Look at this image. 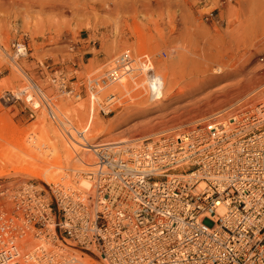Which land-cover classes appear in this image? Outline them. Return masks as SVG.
<instances>
[{"label": "built area", "instance_id": "1", "mask_svg": "<svg viewBox=\"0 0 264 264\" xmlns=\"http://www.w3.org/2000/svg\"><path fill=\"white\" fill-rule=\"evenodd\" d=\"M13 47L27 56L24 44ZM131 57L122 52L102 74L87 73L76 86L57 72L44 75L47 67L38 64L50 96L43 97L45 90L39 93L32 81L3 91L0 105L22 104L33 117L38 110L52 113L50 105L58 97L87 98L107 115L119 97L102 93L121 82L129 68L132 79L159 85L151 58L145 56L134 69ZM28 92L37 93L43 108L33 107ZM98 145L88 146L95 159L92 170L78 174L88 178L90 189L76 186L73 179L18 189L28 207L24 212L33 214L37 225L50 227L53 242L107 264H264V102L225 110L183 133ZM59 252L55 257L65 263L76 261L74 254ZM26 256L24 264L40 262L36 252ZM6 262L0 259V264Z\"/></svg>", "mask_w": 264, "mask_h": 264}, {"label": "rangeland", "instance_id": "2", "mask_svg": "<svg viewBox=\"0 0 264 264\" xmlns=\"http://www.w3.org/2000/svg\"><path fill=\"white\" fill-rule=\"evenodd\" d=\"M248 2L171 0L172 8L153 18L143 14L133 18L122 10L114 13L104 10L64 20L46 13L33 14L22 9H6V12L0 8V94L5 90H17L27 85L28 81H33L42 91L45 90L43 93L48 97L51 90H47V79L40 74L38 64L47 67L44 75L57 72L56 76H63L67 84L73 86L76 80L87 73L102 74L114 57L128 50L135 61L134 67L145 56L151 58L161 84L166 82L164 91L169 96L166 100L151 99L145 78L137 77L136 82L140 81L144 86L139 100L135 94L141 90L134 91L132 87L135 84L130 81L128 93L124 96L116 88L120 82L103 91L102 97L111 93L119 97L112 112L107 115L99 112L87 98L75 100L58 97L52 105L59 118L69 119L79 130L83 128L84 135L89 139L101 132L90 143L133 141L137 135L148 134L149 138L143 139L147 140L163 134L183 133L195 121L206 120L225 110L254 107L264 101V28L257 33L247 28L245 18L249 11ZM258 2L264 6V0ZM15 42L27 46V56L20 59L14 57ZM79 44H91V49L84 53L76 52ZM71 45L75 47L73 51H69ZM189 50H198V57L189 53ZM203 53L221 60L227 68L216 76L218 80L215 82L193 90L186 86L197 78L196 69L189 59L196 60L199 65L207 63ZM133 65H130L132 69ZM190 72L194 73L191 78ZM128 76L132 78L129 73ZM255 85L262 86L261 91L249 93V88ZM183 123L186 125L180 126ZM45 130L55 131L66 146L71 144L64 140L44 111L38 110L37 114L30 117L28 109L22 104L9 108L0 105V244L3 241H16L25 231L20 229L22 223L19 222V212L12 199L13 193L21 190L15 189L24 184L38 189L54 184L16 171L26 166V163L50 167L47 162L41 163L40 160L46 158L51 163L50 159L54 155L51 154L52 149L47 146L39 151L33 147L35 143L38 145L44 141L41 133ZM47 145L52 144L49 142ZM71 147H67L68 150H72ZM74 150L76 152L70 151L73 161L69 165L64 163L62 168H50L48 174L56 172L61 181L68 182L74 178L73 182H77L78 179L72 175L73 170H86L85 164L78 163L77 158L87 164H92L95 159L92 153H84L76 147ZM80 179L86 180L84 177ZM47 193L49 190L42 191V194ZM32 216L29 211L23 212L27 226L33 224L30 232L32 241L18 246L26 253L34 250L37 239L49 238L47 250L31 252L40 256L38 264H84V260L88 264H107L99 256L76 252L60 241L53 242L47 228L37 225ZM10 223L12 229L8 226ZM60 249L74 254L76 261L65 263L56 258L55 255L62 254Z\"/></svg>", "mask_w": 264, "mask_h": 264}, {"label": "bare ground", "instance_id": "3", "mask_svg": "<svg viewBox=\"0 0 264 264\" xmlns=\"http://www.w3.org/2000/svg\"><path fill=\"white\" fill-rule=\"evenodd\" d=\"M260 2H258V0H249V2H248V7H249L248 10L249 11H248L247 17L245 18L247 28H250L253 32H256V33L259 30L261 31L262 28H264V6H262V4ZM0 8H3V10L9 9L10 11H12L13 9L14 10L22 9L24 12H27V13L33 12V14H34V12L42 13V14L46 13V14H51L54 16L61 17L65 20L66 18H77L80 16H84V14H88V13H92V12H99V11H104V10H108L109 12H112V13L117 12L119 10L120 11L122 10L124 13H128L131 16H133V18H135L136 15H138V14H143L145 16H152V18H153V17L160 16L165 11H169L172 8V6H171V0H98V1H89V0H3L2 1V0H0ZM6 12H7V10H6ZM21 44H23V43H21ZM26 50H27V46H26ZM21 52H22L21 49L19 51L15 50L14 57L17 59L24 58V57L20 56ZM188 52L195 55L196 57H198V55H199L198 50H193V52L191 50H189ZM203 59L207 63H203L201 65H199L196 60L189 59V61L192 64V67H194L196 69V74H197V78L191 80L189 82V84L186 85L187 87H190V89L194 90L197 87L202 89L205 86L210 85L211 83L218 80L216 78V76L218 74L222 73L224 71V69L227 68L221 60L216 59L214 56H208V54L203 53ZM237 63H238V61H237ZM152 68L154 69L153 66H152ZM129 71L126 70V74H128ZM155 73H156V71H155ZM155 75L159 79L158 75L157 74H155ZM193 75H194L193 72L189 73L190 78ZM164 79H165V77H164ZM136 80L137 79H132L129 76L126 77L123 82H120L119 84L116 85L118 93H120L122 96L127 94L128 93L127 85L130 81V82H133L135 84L132 87V89L134 91L135 90L137 91V89L141 90L140 92H137L135 94L137 100L141 99L142 98L141 93H142V89L144 86L140 81L136 82ZM145 81H146L151 99L166 100L168 98L167 96H169V95L166 93V91H164L165 90L164 84L166 82H163L161 84V79H159V82H158L159 85L157 86L156 84H154V82L148 81V79H146V78H145ZM29 83L32 84L33 82L28 81V84ZM170 85L171 84H169V87H170ZM28 86H31V85L29 84ZM262 86H264V85H262ZM262 86H260V85L256 86L255 85L254 87L249 88V93H255L256 94V91H261L260 89ZM36 87H37L38 92H39V90L41 92L40 87L38 85H36ZM41 94L43 97L45 96L44 93L41 92ZM111 94H115V93H111ZM28 95L32 98L33 107L37 108L38 105L41 106V100L42 99L37 95V93L28 92ZM124 98H126V96L123 97V99ZM141 101H143V100H141ZM144 101H145V99H144ZM262 102H264V101H262ZM144 103L145 102H143L142 104H144ZM220 105H222V104H220ZM50 107H51L52 113L45 111V115H46L47 119L49 121H51L58 128V130L61 132L64 140L65 139L68 140L71 144L70 145L68 144V146H66L64 144V142H62L60 135H58L55 131H53L55 129H53L52 131L45 130L41 133V135L44 137V141L38 145L34 142L36 145L34 144L33 147H35V149L39 150V151L42 148H46L47 146L49 147V149H52L51 154H54V155L50 159L51 163H49V160L47 161L46 158H44V159L42 158L43 160L42 159L40 160L41 163L47 162L49 164L48 166H50V167L44 166L43 164H40V163L38 165L37 164L33 165L32 163H26V166H24L21 169L17 168L16 171L19 173H22L26 176L33 177L37 180H41V181L46 180L48 182H54L53 185H55V184H57V182H59V180L61 181V179H60L61 177L57 178L58 174L56 172H52L51 174H48V172H47L48 169H50V168H58V169L62 168L64 163H68V165H69V163H71V161H73V159H72L73 157H71L72 153H70V151L73 150L72 152H76L75 151L76 149L74 150V147L80 149L84 153H92L93 152L92 149H90L88 147L81 146L80 142H78V141H85V143L89 144V145L93 144V142L90 143V140H95L101 132L99 134L93 135L89 139L88 137H86V135H84L82 127H81L82 129L79 130L78 128H76L71 123V121L69 119H67L65 117L59 118L55 112L54 106L50 105ZM150 107H152V106H150ZM254 107H245V108L248 109V108H254ZM201 121L199 120L198 122H201ZM195 122L197 123V121H195ZM57 123H59V125ZM185 123H183L180 126H183ZM104 129H105V127H104ZM102 131H104V130H102ZM66 133L72 135L73 139L72 140L68 139L66 136ZM147 135L146 136L137 135V136H135L134 139H132L133 141H118V143L136 144L138 142L147 141L148 139L143 140L144 138L145 139L149 138V137H147ZM157 137L154 136V137L150 138L149 140L155 139ZM49 142H51L52 145H47V143H49ZM96 143H98L99 144L98 146H100V144H109L111 142H100L99 143V141H96ZM67 147H69V148L71 147L72 150L69 149L70 150L69 151ZM32 150H33V148H32ZM35 151H33V152H35ZM31 155H32V152H30V156ZM33 158L34 157H32V159ZM82 158H84V157H82ZM74 159H76V158H74ZM77 162L80 163L81 165L85 164L86 170H81V168H78V169L75 168L73 170L74 172H72V173L74 174L75 178L78 179V181L74 182V183H75V185H79V183H80V187H83L85 189H90L91 188V182L88 180V178H85V177L84 178L86 180L80 179L81 177H83L80 175L82 174V172H90L92 170V167H93L92 165L94 164V162L92 164L89 162L90 165H88L89 163L88 164L84 163L81 160V158H77ZM86 162H87V160H86ZM78 174H80V175H78ZM81 182H83V183H81ZM24 185H26V184H24ZM21 187H19V188H21ZM19 188L15 189V190H18ZM18 196H19L18 192H16V193L14 192L12 199L14 200L15 207H17L16 209L19 212V216H20L19 222L22 223V226L21 227L19 226V227H20V229L22 228L21 231H24V230L25 231H24V233H22L20 238L17 239L16 241H3L0 244V259L7 261L6 264H17L16 262H18L19 264H24V263H26V260H28V257L26 255L29 256L31 254V252L35 251V250H38V251L40 249L47 250L48 245H49L48 244L49 238L48 239L46 238L47 239L46 240V239H42L39 237L40 239H37V242L34 245L35 246L34 250H31V251L25 253L18 246V244H26V243L32 241V235L30 232H32L31 230H33V224H31V227H29V226H27V222L24 221V219H23V212L28 207L26 206L24 201L22 202V200H20V198ZM30 209H32V208H30ZM13 223H15V222H13ZM11 225H12V223L8 224V226H10V228H11ZM47 228H50V227H47ZM6 229H8V228H6ZM25 258H26V260H25ZM30 263L31 264L35 263V260H31ZM83 263L88 264V262H85V260Z\"/></svg>", "mask_w": 264, "mask_h": 264}, {"label": "crops", "instance_id": "4", "mask_svg": "<svg viewBox=\"0 0 264 264\" xmlns=\"http://www.w3.org/2000/svg\"><path fill=\"white\" fill-rule=\"evenodd\" d=\"M90 47H91V44H87V45L86 44H84V45L83 44H79V46L77 47L76 52L77 51H82L84 53L87 50L91 49Z\"/></svg>", "mask_w": 264, "mask_h": 264}]
</instances>
